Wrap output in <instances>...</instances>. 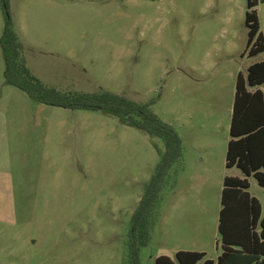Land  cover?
Masks as SVG:
<instances>
[{
  "label": "rangeland",
  "instance_id": "374dc122",
  "mask_svg": "<svg viewBox=\"0 0 264 264\" xmlns=\"http://www.w3.org/2000/svg\"><path fill=\"white\" fill-rule=\"evenodd\" d=\"M256 10L264 35V3ZM9 12L25 65L43 85L152 103L180 134L182 159L140 264L175 260L198 242L216 260L222 175L202 190L193 183L192 163L214 154L193 144L230 139L237 77L264 58L245 54L247 0H9ZM4 27L0 2V39ZM4 71L0 46V264H125L163 141L101 112L35 103L5 84ZM248 180L264 215V189Z\"/></svg>",
  "mask_w": 264,
  "mask_h": 264
},
{
  "label": "trees",
  "instance_id": "16d2710c",
  "mask_svg": "<svg viewBox=\"0 0 264 264\" xmlns=\"http://www.w3.org/2000/svg\"><path fill=\"white\" fill-rule=\"evenodd\" d=\"M5 13V27L0 46L5 62V84L18 88L35 103L72 111L101 112L164 143L159 162L134 212L128 234L125 264H140V251L148 247L152 229L161 217L162 193L172 182V170L181 161L183 142L171 125L152 110V103H138L126 96L100 90L96 93L61 92L37 80L25 65L24 46L9 12V0H0ZM264 0H247L245 24L248 42L245 54L250 58L264 53L256 7ZM244 54V55H245ZM264 61L249 66L247 75L236 82L226 168L238 169L244 179L225 177L218 231L221 254L217 261L206 254L179 251L175 260L160 256L155 264H264V216L260 202L249 193L248 178L253 177L264 189ZM175 175V174H174Z\"/></svg>",
  "mask_w": 264,
  "mask_h": 264
},
{
  "label": "crops",
  "instance_id": "0c3cea01",
  "mask_svg": "<svg viewBox=\"0 0 264 264\" xmlns=\"http://www.w3.org/2000/svg\"><path fill=\"white\" fill-rule=\"evenodd\" d=\"M261 61H264V58ZM261 61H259V62H261ZM262 90L264 91V89H262ZM232 111H231V115H232ZM207 126H208V122L203 121V124L201 126L202 130L204 131V129H206ZM229 132H230V127H229ZM228 143H229V140L228 139H226V141H224V142L222 140V143L221 142L219 143L217 140L215 142H208V143L207 142L206 143H202L199 140H197V141L194 142V144H193V150L195 152H197L198 150L199 151L206 150V151H208V155H210L211 152L209 150H213L214 151V154L216 155L215 156L212 153L211 158L207 162L202 157H200L199 159H197V162L199 163L197 166H195V164L192 163V165H193L194 168L197 167L200 170V173L199 174H198V172H195L194 173V176H193V177H195V178H193V183L196 184V185L197 184H200V186H199L200 190H202L203 188H205L206 185L209 184V182L212 179V178H210V176L216 175L217 172H219L220 175H222V178H220L219 180H217V182L220 183V185L222 186V190H223L224 180H225V177L228 174H226L227 171H224V168H226V161L223 160V162H221V158H218V157H219V153L221 155H224V153H227ZM221 155H220V157H221ZM183 159H184V164H187L188 163L187 162L188 161L187 156L184 157ZM228 176H231L233 178H239V176L238 175H235V174H233V175H230L229 174ZM202 184H204V187L203 188H202ZM197 188H198L197 186H194L193 187V189H197ZM220 210H221V208L219 209V214H220ZM200 245H201V243H199V242L198 243H194V244H192V247L185 248L183 250H181V249L177 250L175 252V255L179 251H188V252L204 253V254H206V257H207L208 256L207 251L204 250V249H202V248H199ZM218 248L219 247H218V242H217V249ZM219 256H220V254H218L216 256L217 257L216 260H213L211 258L210 259L208 258L207 260H211V261L216 262ZM158 257H160V256H158Z\"/></svg>",
  "mask_w": 264,
  "mask_h": 264
}]
</instances>
